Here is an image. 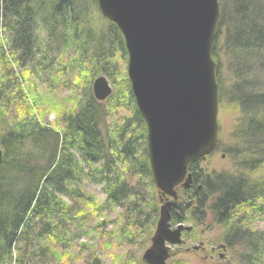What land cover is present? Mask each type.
I'll return each instance as SVG.
<instances>
[{
	"label": "trees",
	"instance_id": "trees-1",
	"mask_svg": "<svg viewBox=\"0 0 264 264\" xmlns=\"http://www.w3.org/2000/svg\"><path fill=\"white\" fill-rule=\"evenodd\" d=\"M217 1L211 56L218 102L239 115L231 132L235 144L225 149L231 166L208 171L200 160L190 163V184L179 191L190 205L177 203L171 224L190 223L186 236L193 227H218L219 242L240 250L238 264H264V231L247 227L241 213L250 209L264 219V0ZM67 46L77 54L69 63L76 71L69 76L72 106L59 109L52 124L29 79ZM115 57L127 60L123 37L101 16L96 0H0V264H104L93 245L74 243L88 233L96 209H118L104 233L106 244L137 235L143 248L148 243L162 197L152 181L145 123L129 80L126 75L121 99L128 101L130 117L112 128L113 94L98 101L91 90L98 75H112ZM48 61L44 67L54 64ZM13 65L22 73H14ZM87 184L100 187L101 205ZM98 227L102 222L91 229ZM103 244L96 246L103 250ZM114 259L124 264L121 255Z\"/></svg>",
	"mask_w": 264,
	"mask_h": 264
},
{
	"label": "water",
	"instance_id": "water-1",
	"mask_svg": "<svg viewBox=\"0 0 264 264\" xmlns=\"http://www.w3.org/2000/svg\"><path fill=\"white\" fill-rule=\"evenodd\" d=\"M96 2L101 16L123 37L126 75L145 123L152 181L166 197L140 264H166L171 247L181 245L182 232L189 229L170 223L176 187L190 184L189 164L204 159L217 144L218 85L211 53L218 1ZM92 93L98 101L111 94L104 76L93 80ZM1 156L0 148V160Z\"/></svg>",
	"mask_w": 264,
	"mask_h": 264
},
{
	"label": "rangeland",
	"instance_id": "rangeland-1",
	"mask_svg": "<svg viewBox=\"0 0 264 264\" xmlns=\"http://www.w3.org/2000/svg\"><path fill=\"white\" fill-rule=\"evenodd\" d=\"M95 24H102V20L98 19L96 16L94 17ZM56 52V51H53ZM51 53L53 55L54 53ZM75 56L77 54L70 47H63V50L57 51V53L51 57V59L45 60L40 68H37L34 71L29 79L32 83V86L36 88L39 93V97L44 104V109L47 112V121L54 124L55 116L59 109L64 110V108L68 109L72 106V90L74 86L69 83V76L72 77L71 74H75L76 71H73L69 65L71 62V58L76 60ZM51 67L47 68L44 66H49V61L53 63ZM112 65L114 71L111 76H104L108 84L111 88V94H113V98L110 102V107L108 109L110 118L108 122L110 123L111 128L120 125L124 118H129L130 113V105L128 101L122 100L121 98L125 96L126 92V62L124 59L119 57H115L112 61ZM223 59L220 57L221 68V78L225 85L228 83V75L225 70V65L222 64ZM75 64L77 71H80L79 64L75 61L72 63ZM77 65V66H76ZM85 66H83L84 69ZM111 70V69H110ZM14 73H22V68L13 65ZM110 72V71H109ZM98 76H101L98 75ZM97 76V77H98ZM95 78V77H94ZM93 81V80H92ZM81 83L83 81H80ZM72 85V86H71ZM92 90V83H91ZM28 91V90H27ZM26 92V91H25ZM28 97H30L28 92ZM129 105V106H128ZM238 113L233 110L227 103L223 100L218 104V114H217V122H218V136L217 148L207 155L204 159H201L199 165L207 169L208 171H220V170H228L231 166V162L227 153L225 151L230 145L235 144L234 138L232 139L231 132L235 128L234 126L238 121ZM123 118V119H122ZM217 145V144H216ZM85 190L92 196L95 204L101 205L104 200V194L101 191L100 187L94 184H87L85 186ZM179 186L176 187L177 203H186V205H190L187 197H179ZM192 203V202H191ZM185 205V207H186ZM158 206H160V202L158 201ZM187 206V207H188ZM92 208L88 210L91 211ZM241 211V210H240ZM250 209H244L241 213H245L244 222L253 231H264V219L261 218L258 214L252 213ZM118 209H96L92 211V214L89 215V225L85 232L86 235H82L79 240L75 239L74 243L79 244L81 242H87L90 245H93L98 252H100L101 260L104 264H115V257L121 255V259L124 260V264H129L133 260L141 259V255L143 251L148 247L150 240L148 243L142 247V235H137L136 238H128V242L124 241V243H117L116 240L113 241V246L110 243L105 241L104 237L105 232L111 227V219L116 215ZM244 216V215H243ZM102 222L103 227H98V229H91L94 224H99ZM106 226V227H105ZM184 226L191 228L190 223H184ZM209 227L208 225H203L199 227H193V230L190 232L189 236H186L184 233L186 230L182 232V244L179 246H172L169 254L170 257L168 259V263L166 264H238V254L240 250L238 248L229 249L226 246L224 248H219L222 245V242H219L218 234L220 229L218 227ZM104 228V229H102ZM173 228V227H172ZM188 229V230H189ZM187 230V231H188ZM133 243L131 244L132 240ZM77 240V242H76ZM96 241V242H95ZM103 244L105 247L103 250H100L96 244ZM130 242V243H129ZM67 249L68 246L65 245ZM78 248V247H76ZM123 257V258H122Z\"/></svg>",
	"mask_w": 264,
	"mask_h": 264
}]
</instances>
